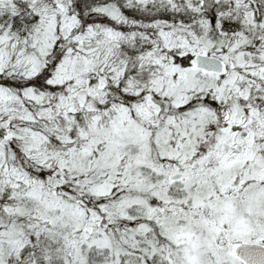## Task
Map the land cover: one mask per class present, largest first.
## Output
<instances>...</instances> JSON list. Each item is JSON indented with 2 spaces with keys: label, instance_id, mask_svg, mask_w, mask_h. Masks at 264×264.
Here are the masks:
<instances>
[{
  "label": "snow or ice",
  "instance_id": "obj_1",
  "mask_svg": "<svg viewBox=\"0 0 264 264\" xmlns=\"http://www.w3.org/2000/svg\"><path fill=\"white\" fill-rule=\"evenodd\" d=\"M0 264H264V0H0Z\"/></svg>",
  "mask_w": 264,
  "mask_h": 264
}]
</instances>
